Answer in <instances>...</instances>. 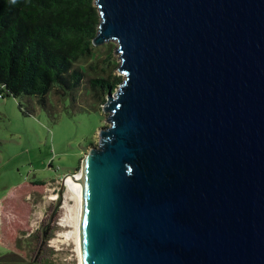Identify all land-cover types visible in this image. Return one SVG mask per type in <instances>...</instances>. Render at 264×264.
Wrapping results in <instances>:
<instances>
[{
    "label": "water",
    "instance_id": "obj_1",
    "mask_svg": "<svg viewBox=\"0 0 264 264\" xmlns=\"http://www.w3.org/2000/svg\"><path fill=\"white\" fill-rule=\"evenodd\" d=\"M95 4L124 80L81 167L83 264H264V0Z\"/></svg>",
    "mask_w": 264,
    "mask_h": 264
},
{
    "label": "rangeland",
    "instance_id": "obj_2",
    "mask_svg": "<svg viewBox=\"0 0 264 264\" xmlns=\"http://www.w3.org/2000/svg\"><path fill=\"white\" fill-rule=\"evenodd\" d=\"M117 45L96 47L85 64L86 79L70 99L53 90L43 108L35 98H0V264H80L75 238L59 239L75 228L74 219L73 226H62L63 183L80 173L85 157L99 147L100 130L109 126L108 95L98 101L89 81L105 75L103 69L124 80Z\"/></svg>",
    "mask_w": 264,
    "mask_h": 264
},
{
    "label": "trees",
    "instance_id": "obj_3",
    "mask_svg": "<svg viewBox=\"0 0 264 264\" xmlns=\"http://www.w3.org/2000/svg\"><path fill=\"white\" fill-rule=\"evenodd\" d=\"M100 22L95 0H0L2 99L35 98L43 108L53 90L70 99L86 79L85 64L96 56ZM103 73L89 81L98 101L123 81Z\"/></svg>",
    "mask_w": 264,
    "mask_h": 264
},
{
    "label": "bare ground",
    "instance_id": "obj_4",
    "mask_svg": "<svg viewBox=\"0 0 264 264\" xmlns=\"http://www.w3.org/2000/svg\"><path fill=\"white\" fill-rule=\"evenodd\" d=\"M67 187V192L65 195V204L64 208L66 209V218L63 221L62 226L70 227L72 225V220L74 219V231H69L64 233L60 239V242H69L71 239L75 238L77 243V248L80 257V264H83L82 260V253L79 245V239L82 232V224H83V217H84V210H85V174L84 171H80L79 174H75V176H68L65 180L63 185ZM66 187V186H65ZM68 200L71 202L74 201L77 204V208L70 206ZM74 215V216H73ZM73 226V225H72Z\"/></svg>",
    "mask_w": 264,
    "mask_h": 264
},
{
    "label": "built area",
    "instance_id": "obj_5",
    "mask_svg": "<svg viewBox=\"0 0 264 264\" xmlns=\"http://www.w3.org/2000/svg\"><path fill=\"white\" fill-rule=\"evenodd\" d=\"M0 98H2V95H0Z\"/></svg>",
    "mask_w": 264,
    "mask_h": 264
}]
</instances>
